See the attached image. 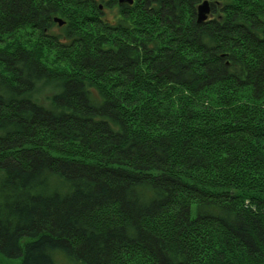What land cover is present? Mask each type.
<instances>
[{"label":"trees","instance_id":"obj_1","mask_svg":"<svg viewBox=\"0 0 264 264\" xmlns=\"http://www.w3.org/2000/svg\"><path fill=\"white\" fill-rule=\"evenodd\" d=\"M0 254L264 264V0H0Z\"/></svg>","mask_w":264,"mask_h":264},{"label":"water","instance_id":"obj_2","mask_svg":"<svg viewBox=\"0 0 264 264\" xmlns=\"http://www.w3.org/2000/svg\"><path fill=\"white\" fill-rule=\"evenodd\" d=\"M120 3L128 2L130 4L133 3V0H119ZM209 13V4L208 2L203 3L199 6V12H198V21L203 22L207 19V14ZM62 22L61 20H59Z\"/></svg>","mask_w":264,"mask_h":264},{"label":"rangeland","instance_id":"obj_3","mask_svg":"<svg viewBox=\"0 0 264 264\" xmlns=\"http://www.w3.org/2000/svg\"><path fill=\"white\" fill-rule=\"evenodd\" d=\"M62 20V19H61ZM56 22H58V21H56ZM53 30L55 31V30H57V28H55V27H53ZM48 93H50V91L49 90H47V91H44L43 92V94H48ZM17 260H10V259H7V258H5V257H3L1 254H0V264H17Z\"/></svg>","mask_w":264,"mask_h":264}]
</instances>
